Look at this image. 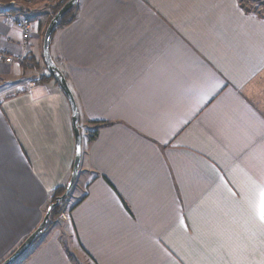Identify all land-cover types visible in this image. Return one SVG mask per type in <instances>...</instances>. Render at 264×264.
I'll use <instances>...</instances> for the list:
<instances>
[{"label": "crops", "instance_id": "obj_1", "mask_svg": "<svg viewBox=\"0 0 264 264\" xmlns=\"http://www.w3.org/2000/svg\"><path fill=\"white\" fill-rule=\"evenodd\" d=\"M60 1L0 0V50L26 55L0 64V262L74 168L71 103L40 81ZM254 5L79 1L50 52L79 112L82 162L65 216L89 262L55 229L23 264H264L254 208L264 186V6ZM13 14L31 19L27 51ZM95 123L106 125L91 141Z\"/></svg>", "mask_w": 264, "mask_h": 264}, {"label": "water", "instance_id": "obj_2", "mask_svg": "<svg viewBox=\"0 0 264 264\" xmlns=\"http://www.w3.org/2000/svg\"><path fill=\"white\" fill-rule=\"evenodd\" d=\"M80 0H69L61 9L60 11L53 17L52 21L47 27L44 40H43V57L45 64L51 73V75L54 77L55 81L59 85V87L63 90V92L68 97L72 110H73V123L75 126V137H76V157L74 162V168L71 180L67 184L66 192L63 196L56 199V202L49 206L43 221L40 223V225L26 238V240L1 264H15L26 252L29 251V249L32 247V245L35 243V241L42 235V233L45 231L50 218V213L52 209L59 205L62 200L67 198L77 181L80 166L82 162V135L80 132V129L77 126L78 123V107L76 104V100L74 98V95L72 91L69 88L68 82L64 74L59 70L58 66L55 64V62L52 59L51 52H50V44H51V38L54 30L58 26L60 20L76 5L79 4Z\"/></svg>", "mask_w": 264, "mask_h": 264}, {"label": "trees", "instance_id": "obj_3", "mask_svg": "<svg viewBox=\"0 0 264 264\" xmlns=\"http://www.w3.org/2000/svg\"><path fill=\"white\" fill-rule=\"evenodd\" d=\"M69 0H61L60 2H59V4H57L56 6H54L53 7V9H52V14H51V18H50V21H49V23H48V25L50 24V22L52 21V19H53V17L60 11V9L68 2ZM242 1V7H245V3H251V2H253V3H255V4H257V5H254V6H252L253 8H254V10L255 11H257V10H259L261 7L263 8V6H264V3L263 2H255V1H253V0H241ZM246 11H253V10H251V8L249 9L248 8V10H246ZM78 12H79V4L78 5H76L73 9H71L61 20H60V22H59V24H58V26L56 27V29L54 30V32H53V34H52V37H53V35H54V33H55V31H57L58 29H62V28H65V27H68V26H70L76 19H77V17H78ZM262 16L264 17V10L262 11ZM30 19V18H29ZM264 19V18H263ZM31 20V19H30ZM48 27V26H47ZM46 30H47V28H46ZM46 30L44 31V33H43V38H44V36H45V33H46ZM51 40H52V38H51ZM25 61H26V59H25ZM24 61V62H25ZM46 65V64H45ZM43 84L44 83H51V82H55V84H57V82L55 81V79H54V77L51 75V73H49V75L47 76V77H42L41 78V80H40ZM106 124H104V123H95V129H93L92 131H90V134H89V137H90V140L92 141V140H94V139H96V135H97V133H98V130L101 128V127H104ZM66 187H67V185L66 186H62V187H59V188H57L54 192H53V197H52V199H51V201H50V203L48 204V206L46 207V209H45V214H46V212H47V210H48V208H49V206L50 205H52V204H54L55 202H56V199L57 198H59V197H61V196H63L64 194H65V192H66ZM70 198H71V195H69L67 198H65L64 200H62L61 202H60V204L59 205H56L53 209H52V211H51V213H50V218H49V223H48V225H47V227H46V229H45V231L42 233V235L35 241V243L36 242H38L39 240H41V242H43L44 241V239H45V237H46V234L48 233V232H50L51 230H52V228H53V226H54V224H55V222L56 221H58V220H60L61 219V217L63 216V214H65L66 213V211H67V209H68V202H69V200H70ZM29 236V235H28ZM27 236V237H28ZM26 237V238H27ZM26 238L22 241V243L26 240ZM40 242V243H41ZM21 243V244H22ZM20 244V245H21ZM31 249V248H30ZM3 262V261H2ZM1 262V263H2ZM0 263V264H1Z\"/></svg>", "mask_w": 264, "mask_h": 264}, {"label": "built area", "instance_id": "obj_4", "mask_svg": "<svg viewBox=\"0 0 264 264\" xmlns=\"http://www.w3.org/2000/svg\"><path fill=\"white\" fill-rule=\"evenodd\" d=\"M14 3V2H12ZM13 25L22 32V43L21 47L24 51L29 50L31 47V39L33 35L32 23L29 17L22 16L20 14H13L8 16ZM26 55L20 54L18 56L9 55L0 50V64H12L14 62H24ZM63 219L67 217L63 215Z\"/></svg>", "mask_w": 264, "mask_h": 264}, {"label": "rangeland", "instance_id": "obj_5", "mask_svg": "<svg viewBox=\"0 0 264 264\" xmlns=\"http://www.w3.org/2000/svg\"><path fill=\"white\" fill-rule=\"evenodd\" d=\"M253 1H255V2H264V0H253ZM73 173V172H72ZM72 177V176H71ZM71 180V179H70ZM75 193H74V190H72V192H71V198H72V195H74ZM71 200V199H70ZM70 200H69V202H68V209H67V211H66V214H68L69 213V209L71 208V206L73 205V203H71L70 204ZM63 215H65V214H63ZM44 216H45V214H44ZM64 217L62 216L61 217V219L60 220H58V221H56L55 222V224H54V226H53V228H52V230H58L59 232H61V233H63V234H66V243H67V246H68V248H69V250H70V252L72 253V254H74V255H76V256H79V257H81L83 260H86V263H87V261L89 262V260H87V259H85L84 257H83V254L76 248V244H72V241H74V243H76V239H75V237H74V235H73V233H72V231H71V228H70V226H68V218H66V219H63ZM43 219H44V217H43ZM43 219H42V221H43ZM41 221V222H42ZM40 222V223H41ZM66 222V225H64L63 223H65ZM40 223H39V225H40ZM38 225V226H39ZM37 226V227H38ZM36 227V228H37ZM35 228V229H36ZM49 233V232H48ZM72 239V240H71ZM42 240V239H41ZM41 240H39L38 242H36V243H34L33 245H32V247H31V249H29V251L28 252H26L15 264H23L24 262H25V260H27V258H29V256H31V254L33 253V250L39 245V244H41L42 242H41ZM41 242V243H40ZM20 246V245H19ZM18 246V247H19ZM18 247H16L13 251H12V253L18 248ZM74 249H76L78 252H75V250ZM11 253V254H12ZM79 253V254H78ZM10 254V255H11ZM9 255V256H10ZM8 256V257H9ZM7 257V258H8ZM7 258H5L4 260H6ZM77 259H78V257H77ZM3 260V261H4ZM78 261L80 262V260L78 259ZM1 263V262H0Z\"/></svg>", "mask_w": 264, "mask_h": 264}, {"label": "snow or ice", "instance_id": "obj_6", "mask_svg": "<svg viewBox=\"0 0 264 264\" xmlns=\"http://www.w3.org/2000/svg\"><path fill=\"white\" fill-rule=\"evenodd\" d=\"M257 211L259 220L264 223V186L258 189V203L254 205Z\"/></svg>", "mask_w": 264, "mask_h": 264}]
</instances>
